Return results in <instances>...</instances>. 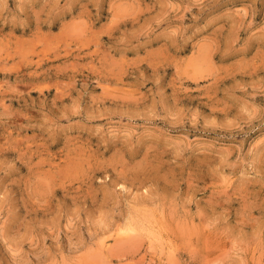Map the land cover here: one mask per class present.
Returning a JSON list of instances; mask_svg holds the SVG:
<instances>
[{
	"label": "rangeland",
	"instance_id": "obj_1",
	"mask_svg": "<svg viewBox=\"0 0 264 264\" xmlns=\"http://www.w3.org/2000/svg\"><path fill=\"white\" fill-rule=\"evenodd\" d=\"M0 264H264V0H0Z\"/></svg>",
	"mask_w": 264,
	"mask_h": 264
}]
</instances>
